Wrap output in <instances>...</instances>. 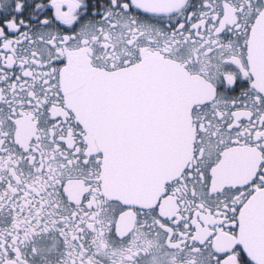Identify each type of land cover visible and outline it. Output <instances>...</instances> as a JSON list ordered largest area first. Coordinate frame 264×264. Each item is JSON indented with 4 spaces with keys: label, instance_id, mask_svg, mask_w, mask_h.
<instances>
[{
    "label": "snow or ice",
    "instance_id": "1",
    "mask_svg": "<svg viewBox=\"0 0 264 264\" xmlns=\"http://www.w3.org/2000/svg\"><path fill=\"white\" fill-rule=\"evenodd\" d=\"M0 264H264V0H0Z\"/></svg>",
    "mask_w": 264,
    "mask_h": 264
}]
</instances>
